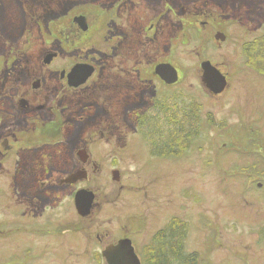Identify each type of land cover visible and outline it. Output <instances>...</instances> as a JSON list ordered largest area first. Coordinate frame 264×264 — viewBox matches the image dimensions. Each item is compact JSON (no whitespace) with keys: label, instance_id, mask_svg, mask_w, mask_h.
<instances>
[{"label":"rangeland","instance_id":"1","mask_svg":"<svg viewBox=\"0 0 264 264\" xmlns=\"http://www.w3.org/2000/svg\"><path fill=\"white\" fill-rule=\"evenodd\" d=\"M105 1L0 0V101L10 102L14 107L21 93L30 89L31 82L38 78L46 80L47 86H53L50 90L56 92L58 85L53 82L58 74L41 69L46 54L63 49L54 37L62 20L69 10L87 7L92 11ZM175 1L179 18L175 16L172 21L169 14L164 22L168 32H162L158 44L147 40V50L156 51L159 46L161 58L158 59L172 60L171 42L175 40V67L181 74V80L175 84V104L184 106L192 101L199 104V134L178 159H144L140 151L151 144L149 130L140 136L136 129L128 128L126 119L123 121L116 114L111 145L116 151L121 182L113 181V168L103 169L98 180L101 192L111 199L118 196L121 185L124 189L117 205L103 207L100 217L118 218L111 224L118 229L124 224V216L142 212L139 204L129 206L127 198L134 199L137 193L147 192L158 204L163 203V213L175 214V219L187 223L185 245L189 252L198 255L197 264H264V240L259 233L264 227V75L248 67L243 54L244 45L254 42L264 31V0H198L189 6H182L181 0ZM203 10L213 19L206 29L192 15ZM215 31L227 36L219 45L214 39ZM150 52L152 57L154 52ZM59 54L54 63L56 69L64 64V51ZM207 60L229 78L227 90L219 96L211 95L201 83L200 64ZM144 86L132 92L130 102L121 104L123 112L127 113L141 100ZM55 96L56 93L51 94L50 101ZM108 120L101 114L88 125L97 127ZM16 125L12 118L4 119L0 136L11 133ZM83 129H87L86 124ZM108 145L101 142L100 150ZM13 167V159L0 166V264H27L29 243L18 244L17 239L24 237L30 242L32 236L17 234L13 227L15 206L19 205V198L12 192ZM26 208L25 204L20 216L22 226L33 219L43 223L37 208ZM35 210L37 216L33 215ZM140 226L139 223L134 228ZM35 241L44 252L50 249V256L48 259L37 256L34 264H90L85 255L84 259L59 262L52 255L57 245L54 238H35ZM85 242L67 241L65 256L69 257L68 252L75 249L84 252L88 247ZM18 245H23L19 251Z\"/></svg>","mask_w":264,"mask_h":264},{"label":"flooded vegetation","instance_id":"2","mask_svg":"<svg viewBox=\"0 0 264 264\" xmlns=\"http://www.w3.org/2000/svg\"><path fill=\"white\" fill-rule=\"evenodd\" d=\"M181 1L182 6H189L198 0ZM83 9L69 10L59 33L54 35L63 48L59 53L64 51V64L60 69L54 66L58 52L46 54L42 61L43 72L58 74L53 82L58 85L56 92L50 90L53 86H47L46 80L38 78L31 82L30 89L21 93L14 107L10 102L0 101V124L10 118L17 123L11 133L0 136V166L12 159L14 162L12 192L19 198V205L15 206L13 227L17 234L23 232L32 236L30 242L21 237L17 243H29L27 264H34L37 256L49 258L50 249L44 252V248L36 244L35 238L42 237L55 239L57 245L52 255L59 262L84 259L85 255L90 264H108L103 252L109 246L129 240L140 264H175V214L163 213L162 202L158 204L147 192H139L137 197H128L126 201L129 206L130 203H134L133 207L141 205L142 212L124 216V224L113 228L111 224L119 219H102L100 215L103 207L117 205L124 188L121 185L118 196L111 199L101 192L98 176L103 169L113 168V181L121 182V173L116 169V151L111 145L117 115H121L123 121L126 119L128 128L136 129L142 136L149 127L148 121H161L165 115L175 114V84L181 80L175 67V40L170 50L174 62L158 59L161 58L159 46L156 51L147 50L146 43L149 40L158 44L162 32H168L164 22L169 14L172 21L175 16L179 18L177 2L107 0L92 11L87 7ZM192 15L203 29L210 25L211 14H206L205 10ZM218 32L221 31H215L214 39ZM150 51L154 52L152 57H149ZM49 54L55 56L47 64L45 59ZM163 64L177 70V83L167 84L156 73L157 67ZM221 72L229 82L227 74ZM148 83L150 85L145 87ZM142 86L141 100L127 113L123 112L121 104L130 102L132 92ZM55 93L50 101V95ZM101 114L109 120L99 124L100 127L96 125L98 129L88 125L96 122ZM84 124L87 125L85 130ZM101 142L109 144L107 149L100 150ZM154 149L152 144L145 146L140 151L141 157L158 159ZM77 173L80 175L74 183H65L69 176ZM81 190L91 192L93 198L86 216L78 212L75 203V196ZM25 204L26 210L37 208L42 224L33 219L21 225ZM37 210L33 215H38ZM137 217L141 218H138L141 226L136 229ZM69 240L71 244L86 241L88 247L84 251L83 246H79L84 252L75 249L69 251L67 257ZM22 246L18 245L17 251Z\"/></svg>","mask_w":264,"mask_h":264},{"label":"trees","instance_id":"3","mask_svg":"<svg viewBox=\"0 0 264 264\" xmlns=\"http://www.w3.org/2000/svg\"><path fill=\"white\" fill-rule=\"evenodd\" d=\"M243 54L248 67L264 75V31L254 42L246 43ZM200 106L196 101L188 105L175 104V114L165 115L161 121H148L149 142L156 148L154 154L161 158L178 159L185 155L199 134ZM187 223L175 219V261L177 264H197L198 255L187 250L185 245ZM264 240V227L259 230ZM260 237V238H261ZM261 239V240H262Z\"/></svg>","mask_w":264,"mask_h":264},{"label":"water","instance_id":"4","mask_svg":"<svg viewBox=\"0 0 264 264\" xmlns=\"http://www.w3.org/2000/svg\"><path fill=\"white\" fill-rule=\"evenodd\" d=\"M79 20V19H78ZM82 20V18H81ZM215 40L218 43L224 42L226 36L218 32L215 35ZM55 54L47 55L45 63L49 64ZM201 70V83L204 88L213 96L222 94L229 86V82L224 75L216 66L210 61H203L200 64ZM156 73L165 81L167 84L178 82V72L170 64H163L157 67ZM116 174V173H115ZM79 173L69 176L65 183H74L79 177ZM92 193L87 190H81L77 192L75 196V203L78 212L86 216L89 214L92 203ZM103 256L108 264H140V261L129 240H122L117 245L109 246L104 252Z\"/></svg>","mask_w":264,"mask_h":264}]
</instances>
